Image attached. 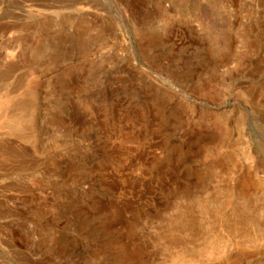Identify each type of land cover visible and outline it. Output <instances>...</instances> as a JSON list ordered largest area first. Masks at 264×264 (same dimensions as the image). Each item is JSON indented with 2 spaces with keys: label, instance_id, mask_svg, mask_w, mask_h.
Here are the masks:
<instances>
[{
  "label": "rangeland",
  "instance_id": "rangeland-1",
  "mask_svg": "<svg viewBox=\"0 0 264 264\" xmlns=\"http://www.w3.org/2000/svg\"><path fill=\"white\" fill-rule=\"evenodd\" d=\"M7 94L0 264H264V0H0Z\"/></svg>",
  "mask_w": 264,
  "mask_h": 264
},
{
  "label": "bare ground",
  "instance_id": "bare-ground-1",
  "mask_svg": "<svg viewBox=\"0 0 264 264\" xmlns=\"http://www.w3.org/2000/svg\"><path fill=\"white\" fill-rule=\"evenodd\" d=\"M169 84V82H168ZM170 86V85H169ZM10 92V91H9ZM10 100H11V94H7V95H2L0 96V106L5 109L7 108L10 103ZM6 110V109H5ZM4 110V111H5ZM10 112V111H9ZM8 114V113H7ZM3 115V114H2ZM4 116V115H3ZM12 116L10 115H5L4 118H10ZM0 118H1V115H0ZM3 118V117H2ZM14 130V129H13ZM119 216V215H118ZM129 246V245H128ZM119 252L121 254V258H122V261H125V262H130V259L132 258L131 255L127 252V250L122 246V245H119ZM179 254V253H178Z\"/></svg>",
  "mask_w": 264,
  "mask_h": 264
}]
</instances>
